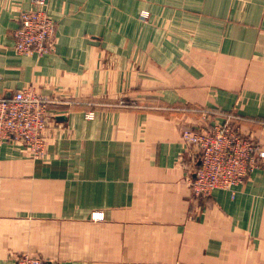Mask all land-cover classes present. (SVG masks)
Instances as JSON below:
<instances>
[{
  "label": "crops",
  "instance_id": "1",
  "mask_svg": "<svg viewBox=\"0 0 264 264\" xmlns=\"http://www.w3.org/2000/svg\"><path fill=\"white\" fill-rule=\"evenodd\" d=\"M32 9L0 0V99L94 105L52 108L43 159L0 146V264H264V171L194 198L183 138L201 108L239 116L264 145V0H50L42 58L15 49Z\"/></svg>",
  "mask_w": 264,
  "mask_h": 264
},
{
  "label": "built area",
  "instance_id": "2",
  "mask_svg": "<svg viewBox=\"0 0 264 264\" xmlns=\"http://www.w3.org/2000/svg\"><path fill=\"white\" fill-rule=\"evenodd\" d=\"M31 5L32 10L22 11L19 15L15 49L19 55L42 58L55 50L56 23L49 14L50 0H31ZM84 104L92 105L74 98L41 96L33 89L18 91L11 99H0V146L11 143L24 149L31 158L43 159L47 155L55 121L52 108L70 109ZM120 105L127 106L128 103L121 99ZM94 117L93 111L87 114L89 120ZM232 117L236 120L234 115ZM232 117L223 124L205 127L200 133L185 134L186 141L198 148L200 156L194 154L195 178L191 181L196 197L209 198L216 190L234 195L237 187L264 168V148L244 136L240 128L231 123ZM198 161L201 162L199 167ZM16 264L49 262L24 254Z\"/></svg>",
  "mask_w": 264,
  "mask_h": 264
},
{
  "label": "rangeland",
  "instance_id": "3",
  "mask_svg": "<svg viewBox=\"0 0 264 264\" xmlns=\"http://www.w3.org/2000/svg\"><path fill=\"white\" fill-rule=\"evenodd\" d=\"M142 18L147 20L149 18V15L148 14H145L143 13L142 14ZM121 99H124L126 103H128L127 106H122L120 105V101ZM94 105V103H91ZM136 104V105H135ZM105 105V104H104ZM135 105V106H134ZM118 106L120 107H126V108H131L133 110H144L146 108H156L154 106H150L148 104H145L144 101H138V100H134V99H129V98H126L124 96H121L119 99H118ZM147 110V109H146ZM171 110V108H170ZM174 110V109H173ZM192 111L193 112H196L198 114H200L201 118H202V125L198 128H192V129H189V130H186L183 134V138H184V141L186 142V145L189 147L191 153H192V156H193V159L196 161V157L194 156L195 153H197V157L199 156V151H198V148L194 145H192L191 143H189L188 141H186V137H185V134L186 133H192V134H197V133H200L201 131H203L205 129V127H209V126H215L217 125V123L219 124H223L225 121H227L229 119V117H232V115L235 116L236 120L232 117L231 119V123L233 125H235L237 128H240V132L244 135V136H247L248 138H252L254 139L257 143H259L263 148H264V145L261 143V141L257 138V137H254L252 133L250 132H244L240 126V124L238 123L239 121V116L233 114V113H218V112H215V111H210V110H207V109H201V108H192ZM237 118H238V121H237ZM204 128V129H203ZM8 144H11V143H8ZM200 157V156H199ZM200 161H198L196 164L198 165ZM262 171H264V168L263 169H260ZM259 171V170H258ZM195 172V168L193 170V173ZM250 178V177H249ZM248 178V179H249ZM247 180V179H246ZM245 180V181H246ZM191 187V185H190ZM192 189V188H191ZM192 193H193V189H192ZM194 195V194H193ZM194 198H203V197H196L194 196ZM93 218L96 220L99 219V217H96L95 215H93Z\"/></svg>",
  "mask_w": 264,
  "mask_h": 264
},
{
  "label": "water",
  "instance_id": "4",
  "mask_svg": "<svg viewBox=\"0 0 264 264\" xmlns=\"http://www.w3.org/2000/svg\"><path fill=\"white\" fill-rule=\"evenodd\" d=\"M66 119H67L66 116H58V117H56V120L60 121V122L66 121ZM200 164H201V162H199L197 166L199 167ZM194 178H195V176H194ZM49 264H51V263H49Z\"/></svg>",
  "mask_w": 264,
  "mask_h": 264
}]
</instances>
